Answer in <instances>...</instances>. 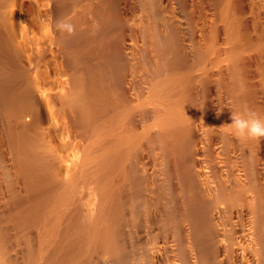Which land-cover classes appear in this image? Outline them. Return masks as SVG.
Returning <instances> with one entry per match:
<instances>
[{"label": "bare ground", "instance_id": "6f19581e", "mask_svg": "<svg viewBox=\"0 0 264 264\" xmlns=\"http://www.w3.org/2000/svg\"><path fill=\"white\" fill-rule=\"evenodd\" d=\"M150 1L140 62L136 46L128 56L118 0H0L2 264H39L83 192L72 264L99 255L129 264L134 226L141 264H264V138L222 127L243 105L264 116V87L250 82L236 51L220 53L230 65L210 62V48L191 60L175 17L165 22ZM60 18L74 35L56 29ZM225 69L232 74L221 83L238 105L221 110L224 94L210 82ZM23 188L30 209L7 214L5 200L26 202ZM10 221L20 228L11 244ZM23 244L31 257L18 255Z\"/></svg>", "mask_w": 264, "mask_h": 264}, {"label": "rangeland", "instance_id": "374dc122", "mask_svg": "<svg viewBox=\"0 0 264 264\" xmlns=\"http://www.w3.org/2000/svg\"><path fill=\"white\" fill-rule=\"evenodd\" d=\"M232 1L233 0H224L225 3H223V6L225 7V12L224 10L222 12L221 8H218L219 0H158V5L159 11L162 13L165 22H169L170 17H175L176 22L179 24L178 30L183 41V46L185 47L186 52L191 60L197 58V51L210 48L211 51L208 55L210 62L230 65L234 61L228 59L225 57V55H221L220 53L221 51H227V53L236 51V55H238L237 64L245 67V73L250 75V82H252L256 87L263 88L264 0ZM118 2L121 12L129 20L127 26L129 28L126 30V34L128 36L125 40V47L128 48L127 52L129 53L128 56L130 58L132 57L131 52L133 50V46H136L139 51V54H137V61L139 60L140 62H144L147 51V46L144 42V36L146 33L144 32H147V26L151 22V16L147 14V12L151 10L149 9L151 1L118 0ZM252 3L254 5H252ZM229 6L230 8L232 7L230 9L232 13L229 12V8H227ZM222 15L225 19L222 17ZM89 17L90 19L95 20L93 19L94 17L92 15H89ZM229 19L232 20V23L234 22L233 24L236 23V26H233ZM224 20L226 22L228 21V23L226 24ZM225 26L231 27L226 28ZM128 29L133 30L135 34L130 32ZM231 32H234V34L236 33L232 39H230L232 34ZM129 35H134L133 40L132 36ZM213 42H216V44L213 45ZM213 73L216 75L212 78L210 87L215 91V94L219 92L218 89L221 87L222 94H224L225 97L222 102H218L217 99V107L221 110H227L228 107H237V97L236 101L230 99L228 97V93H226L225 87H223L221 83L222 79L231 76V71L229 69H225L222 72L215 71ZM142 78L143 77L141 75L139 80H142ZM238 80L236 81V84ZM202 85L203 84L201 82H198V90L200 91L199 93L202 92L201 89L204 86ZM258 96H260L258 98V102L260 104H264V92ZM3 132L4 130L2 128V133ZM6 133L7 132L5 131V134ZM217 142L218 141L214 139V147L217 146ZM223 148L224 147L219 149L220 151H217V153L222 154L224 152ZM211 151L212 150L209 147L207 148V146L203 150L201 156L204 161H208L211 158ZM22 192L21 195L23 196V199H26L25 203L22 202L23 205L20 202H7L6 200L2 204V207L7 210V214L11 215V212H13L22 215L28 212L30 209L29 193H27L24 188L22 189ZM85 199L87 198L84 196L83 192L81 196L75 199V201L71 204L63 216L59 230V237L57 239L58 246L53 245L52 247L44 250L39 264H72L75 258L74 248L72 249L71 247V241L75 235V225L73 219L75 218L74 215L76 209L83 207V204H85ZM3 227L6 231L7 229L8 232L10 231L8 233L10 237L7 238L6 243L15 241V238L19 235L20 228L18 226H14L11 221L9 228L6 227V224H4ZM127 230L133 231L134 241H132L135 242L132 248L133 250L129 256V264H141V248L139 242H137V226L127 228ZM34 234L37 235V232H34ZM19 239L22 240L24 238L20 237ZM20 247L22 248L18 249L19 256H24L25 258L31 257L30 251L25 247L24 244ZM13 255L15 256V254ZM110 261V258L107 256H97V264H110ZM27 264H30V262H27Z\"/></svg>", "mask_w": 264, "mask_h": 264}, {"label": "clouds", "instance_id": "9594fccd", "mask_svg": "<svg viewBox=\"0 0 264 264\" xmlns=\"http://www.w3.org/2000/svg\"><path fill=\"white\" fill-rule=\"evenodd\" d=\"M56 29L69 36L76 32V27L69 18L58 19ZM222 127L229 128L232 135L241 139L264 138V116L247 105H243L238 111L231 112V123Z\"/></svg>", "mask_w": 264, "mask_h": 264}]
</instances>
